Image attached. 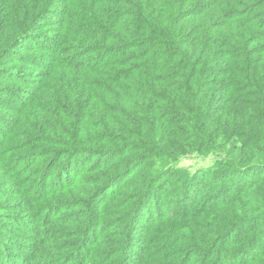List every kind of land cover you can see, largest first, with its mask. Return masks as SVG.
<instances>
[{
  "label": "trees",
  "instance_id": "16d2710c",
  "mask_svg": "<svg viewBox=\"0 0 264 264\" xmlns=\"http://www.w3.org/2000/svg\"><path fill=\"white\" fill-rule=\"evenodd\" d=\"M0 264H264V0H0Z\"/></svg>",
  "mask_w": 264,
  "mask_h": 264
},
{
  "label": "rangeland",
  "instance_id": "374dc122",
  "mask_svg": "<svg viewBox=\"0 0 264 264\" xmlns=\"http://www.w3.org/2000/svg\"><path fill=\"white\" fill-rule=\"evenodd\" d=\"M213 161V157H209V158H204V157H196V156H187L185 157L183 160H181L179 162L178 167L179 168H183L186 169L190 172H198V171H203L205 170L207 167L211 166ZM152 207V206H151ZM139 224L141 225L138 228V232H141L142 235L139 236L140 238V242L143 239V234L145 233V229L147 226V222L146 220H143L142 218L139 217L138 219Z\"/></svg>",
  "mask_w": 264,
  "mask_h": 264
}]
</instances>
